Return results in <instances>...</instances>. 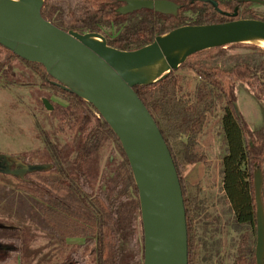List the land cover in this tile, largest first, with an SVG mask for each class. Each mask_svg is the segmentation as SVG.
I'll return each instance as SVG.
<instances>
[{
    "label": "trees",
    "instance_id": "1",
    "mask_svg": "<svg viewBox=\"0 0 264 264\" xmlns=\"http://www.w3.org/2000/svg\"><path fill=\"white\" fill-rule=\"evenodd\" d=\"M170 1L180 5L175 15L146 8L121 14L117 9L125 0H44L41 15L65 31L102 32L114 27L116 32L104 33V37L108 45L120 50L137 49L152 42L155 36L186 24L257 18L250 8L251 2L216 0L224 12L233 13L234 7H238L236 16H231L208 2ZM225 47L195 52L179 66L190 68L200 79L193 95L185 89L175 70L150 85L133 87L155 120L179 178L186 215L188 264L198 261L196 219L205 208L199 199L200 183L188 182L183 172L190 164L206 161L204 153L197 149L198 137L214 110L215 101L222 103L221 129L225 142L221 157L222 190L236 224L248 227L240 236L231 264H256L253 169L262 166L264 160V125L250 129L236 108L234 87L238 81L244 83L257 99L264 101V66L263 61L254 64L251 60L230 67L208 64L212 58L224 55ZM260 51L264 55V50ZM17 59L42 77L50 94L60 93L65 101V105L58 104L56 109L58 130L73 134L76 154L70 157L47 137L40 149L11 154L24 165L44 166L18 178L20 183L16 187L22 188L25 195L17 198L16 209L23 213L22 217L30 216L28 211L35 205L36 221L62 245L67 239H82L69 246L58 264H143L138 191L119 139L90 104L56 85L41 64L26 61L0 44V67L9 72L12 61ZM105 145L110 147L113 158H107L102 169L97 170L98 157ZM32 173L38 174L41 185L30 177ZM262 194L264 202V188ZM0 197L10 204L15 198L9 189ZM27 199L30 203L26 211ZM19 229L18 225L0 224V251L12 252L0 256V264L25 250L24 234Z\"/></svg>",
    "mask_w": 264,
    "mask_h": 264
},
{
    "label": "water",
    "instance_id": "2",
    "mask_svg": "<svg viewBox=\"0 0 264 264\" xmlns=\"http://www.w3.org/2000/svg\"><path fill=\"white\" fill-rule=\"evenodd\" d=\"M44 0H0V44L20 58L41 64L54 83L90 104L119 139L138 191L143 231V264H188L187 228L179 178L165 140L133 87L150 85L176 70L195 52L235 43H264V13L257 18L201 25L186 24L155 36L134 50L107 44L99 32L59 28L43 18ZM210 3L216 0H189ZM264 5V0H238ZM175 15L180 5L170 0H125L121 14L139 9ZM47 110L53 106L41 99ZM237 108V106H236ZM0 155V170L13 174L44 166L9 168ZM9 163V164H8ZM263 174L253 170L256 202V264H264Z\"/></svg>",
    "mask_w": 264,
    "mask_h": 264
},
{
    "label": "rangeland",
    "instance_id": "3",
    "mask_svg": "<svg viewBox=\"0 0 264 264\" xmlns=\"http://www.w3.org/2000/svg\"><path fill=\"white\" fill-rule=\"evenodd\" d=\"M250 8L256 16L264 13V5L259 3H251ZM115 32L114 27H109L99 33L104 36V33L112 35ZM251 45L253 47L248 43H241L240 46L226 45L224 55L212 58L208 64L230 67L251 60L254 64L263 61L264 66V55L260 51L264 50V46ZM174 73L182 78L185 89L193 95L200 84L199 77L190 68L178 67ZM234 92L237 109L248 122L250 129L261 128L264 125V101L257 99L251 89L239 81L235 83ZM59 95L60 93L50 94V89L45 85L42 77L22 60H13L9 72L0 67V155L7 156L9 168L14 164L17 166L13 170H20L17 158L11 154H25L40 149L45 145L44 137L56 143L70 157L75 156L76 142L73 134L70 131L58 130L59 120L56 109L58 104L65 105V101ZM42 98L48 99L53 106L52 110L44 107ZM214 104V110L208 115L197 145V149L206 156V161L200 162L203 166V174L198 181L201 185L199 199L205 211L196 219V240L199 243L197 264H231L238 251L241 234L248 231V227L236 224L234 214L222 190L220 159L225 148L221 129L222 103L215 101ZM110 152V147L105 145L98 157L97 170L102 169L107 158H113V153ZM192 167L187 166V174ZM260 167L263 174V191L264 160ZM22 176L20 173L13 174L0 170V196L8 189L12 190L15 196L12 204L0 197V224L20 226L19 232L21 235L24 234L25 240V250L2 264H58L61 256L69 250V246L81 240H68L62 245L52 238L36 221L34 203L28 211L30 216H21L23 213L16 209L19 204L17 198L25 194L22 188L16 187V184L20 183L18 178ZM30 177L37 182V185H41L42 180H39L37 173L30 174ZM29 203V199L24 202L26 211ZM5 253L0 251V256L3 257Z\"/></svg>",
    "mask_w": 264,
    "mask_h": 264
},
{
    "label": "crops",
    "instance_id": "4",
    "mask_svg": "<svg viewBox=\"0 0 264 264\" xmlns=\"http://www.w3.org/2000/svg\"><path fill=\"white\" fill-rule=\"evenodd\" d=\"M220 161H221V159H220ZM190 166H193L192 169L187 174V171H186L187 166H186V168L183 172V176L188 182L197 183L203 174L202 163H200V162L194 163V164H190ZM221 167H222V164H221Z\"/></svg>",
    "mask_w": 264,
    "mask_h": 264
},
{
    "label": "flooded vegetation",
    "instance_id": "5",
    "mask_svg": "<svg viewBox=\"0 0 264 264\" xmlns=\"http://www.w3.org/2000/svg\"><path fill=\"white\" fill-rule=\"evenodd\" d=\"M17 165H14V167H16ZM19 167L21 168V166H20V164H19ZM14 169V168H13ZM53 238V237H52ZM68 240H81L82 241V239H80V238H73V239H67L66 241H68ZM58 241V240H57ZM80 241V242H81ZM66 243V242H65ZM74 243H77V242H74ZM73 244V243H72ZM62 257V256H61Z\"/></svg>",
    "mask_w": 264,
    "mask_h": 264
},
{
    "label": "bare ground",
    "instance_id": "6",
    "mask_svg": "<svg viewBox=\"0 0 264 264\" xmlns=\"http://www.w3.org/2000/svg\"><path fill=\"white\" fill-rule=\"evenodd\" d=\"M262 46H264V43L262 44Z\"/></svg>",
    "mask_w": 264,
    "mask_h": 264
}]
</instances>
